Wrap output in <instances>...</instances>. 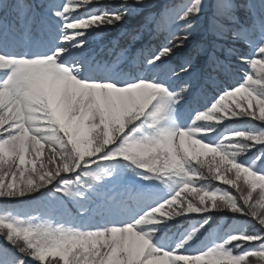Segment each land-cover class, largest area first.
Masks as SVG:
<instances>
[{"label":"snow or ice","instance_id":"1","mask_svg":"<svg viewBox=\"0 0 264 264\" xmlns=\"http://www.w3.org/2000/svg\"><path fill=\"white\" fill-rule=\"evenodd\" d=\"M0 264H264V0H0Z\"/></svg>","mask_w":264,"mask_h":264},{"label":"rangeland","instance_id":"2","mask_svg":"<svg viewBox=\"0 0 264 264\" xmlns=\"http://www.w3.org/2000/svg\"><path fill=\"white\" fill-rule=\"evenodd\" d=\"M102 2H111V0H102ZM259 70H260V66L258 65L256 71H259ZM201 159H204L206 163H212V155H211V154H209V156H208L207 158H205V157H201ZM217 159H218V157H217ZM204 171H205V173L207 174V169H206V168L204 169ZM213 185H214V186H219V187H226V186H224V185H222V184H219V185H218L217 182H215V181H213ZM257 191H259V189H258ZM233 194H235V192H233ZM254 195H255V193H254ZM219 223H220L221 225H224V224H226V223H238V221L231 220V219H230V214H229V216H224V217H222V218L219 220Z\"/></svg>","mask_w":264,"mask_h":264},{"label":"trees","instance_id":"3","mask_svg":"<svg viewBox=\"0 0 264 264\" xmlns=\"http://www.w3.org/2000/svg\"><path fill=\"white\" fill-rule=\"evenodd\" d=\"M133 23H134V21H133Z\"/></svg>","mask_w":264,"mask_h":264}]
</instances>
